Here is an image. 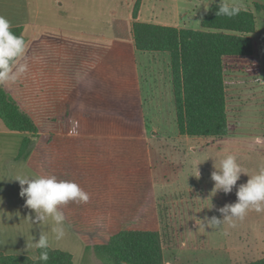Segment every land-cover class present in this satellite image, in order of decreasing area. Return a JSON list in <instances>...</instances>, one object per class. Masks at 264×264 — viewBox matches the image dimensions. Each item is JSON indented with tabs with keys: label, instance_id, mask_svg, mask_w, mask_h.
Segmentation results:
<instances>
[{
	"label": "rangeland",
	"instance_id": "1",
	"mask_svg": "<svg viewBox=\"0 0 264 264\" xmlns=\"http://www.w3.org/2000/svg\"><path fill=\"white\" fill-rule=\"evenodd\" d=\"M218 3L236 5L255 17L254 32L250 34L252 53L227 56L222 61L225 135L189 136L178 132L175 107L166 99L167 85L159 82L166 81L163 72L157 85L152 86L160 87L155 93L157 98L151 101L153 106L142 108L92 107L93 102L86 100L95 95V89L91 88L94 83L90 84L89 79L86 84L82 83L80 75L66 96L60 97L50 115H42L43 126L37 135L9 131L0 120V148H6L0 151V180L4 176L2 159L5 156L9 162L10 157L26 158L30 147L60 148L70 154L66 158H81L78 166L82 169L93 174L103 171L98 186L102 197L117 189L123 198L130 196L131 200V194L144 188L145 201L133 203L132 217L139 226H143L146 218V226L154 227L159 233L163 264H195L196 258L201 264H248L264 257V212L249 211L234 227L227 222L216 228L199 227L205 217L222 218L217 209L237 199L234 187L231 193L218 191L209 200L214 168L212 158L206 157L212 156L218 162L225 154H235L249 174L264 165V145L253 146L254 137H264V0H7L4 17L11 25L19 23L27 48L48 37L80 58L82 44L105 50L104 57L117 43H120L118 52L126 50L123 42L132 40L135 21L200 29L208 10L204 7ZM72 62L70 65H78L75 60ZM79 64L82 67V63ZM125 76L129 78L128 74ZM116 92L121 93L118 89ZM83 100L85 106H82ZM140 110L141 117L137 115ZM110 113L113 116L108 117ZM100 134L111 136L101 137ZM27 139H31L32 145ZM15 148H20L19 154L13 156ZM39 163L46 173L51 171V166ZM127 164H132V170L120 173L117 183L110 175V167ZM197 170L199 178L194 176ZM20 173L29 174L25 168ZM247 179L242 174L237 185ZM133 181L136 186L140 185L134 191L130 185ZM19 192L20 185L14 179H7L5 185L0 186L2 254L35 258L34 242L42 232L48 235L50 248L72 255L73 264H114L83 241L84 250H81L79 241L66 227L65 236L56 240L50 225L42 228L32 225L28 217L34 213L25 207ZM210 202L211 209L206 207ZM3 213L12 215L5 219ZM107 234L96 233L100 238Z\"/></svg>",
	"mask_w": 264,
	"mask_h": 264
},
{
	"label": "trees",
	"instance_id": "2",
	"mask_svg": "<svg viewBox=\"0 0 264 264\" xmlns=\"http://www.w3.org/2000/svg\"><path fill=\"white\" fill-rule=\"evenodd\" d=\"M216 10L217 4L209 6L200 29L133 23L138 50L170 54L176 125L182 135L218 137L227 133L222 61L227 56L252 53L253 13L240 8L238 15L229 18L216 16ZM19 27L12 26V31L23 36ZM64 47L48 37L29 45L20 61L28 64V71L14 83L0 84V120L7 130L37 135L43 126L42 115H50L60 97L66 96L80 75L83 77L100 57L97 50L82 46L80 58ZM74 60L78 65H70ZM26 142L32 145L31 139ZM66 156L70 157V154L65 150L51 152L42 154L41 161L51 166L49 174L63 171L65 180L74 181L89 194L87 203L69 202L61 207L66 223L84 244L114 264H163L159 233L154 227L146 226V218L143 226L133 221V203L145 201L144 188L131 194V200L130 196L123 198L117 189L102 197L98 186L103 171L97 170L93 174L78 166L77 159L75 162L72 158L64 161ZM127 170H132V164L114 165L110 167V175L119 183V174ZM114 182L111 181L113 186ZM130 185L133 191L140 186L134 181ZM98 231L108 234L100 238L96 235ZM45 251L46 261L41 259ZM35 253V258H31L0 252V264H73L72 255L60 249L36 247ZM248 264H264V257Z\"/></svg>",
	"mask_w": 264,
	"mask_h": 264
},
{
	"label": "clouds",
	"instance_id": "3",
	"mask_svg": "<svg viewBox=\"0 0 264 264\" xmlns=\"http://www.w3.org/2000/svg\"><path fill=\"white\" fill-rule=\"evenodd\" d=\"M204 8L207 10L209 7ZM239 12L240 8L236 5L218 3L215 14L231 18L238 15ZM26 49L27 44L24 37L16 35L12 31L11 22L6 17L0 16V84L14 83L28 71V64L20 62L25 57ZM259 145H264V137L256 136L253 138V146ZM207 158H212L214 168L210 176L214 184L209 194V200L218 191L225 194L231 193L234 187L237 199L235 202L227 203L217 209L222 218L205 217L199 227L205 228L207 225L210 228H216L223 222L234 227L235 222L243 220L249 211L264 212V165L249 174L235 154H225L218 158V162L212 156L205 159ZM242 174L246 175L248 179L237 185ZM194 176L199 178L198 170ZM11 179L19 183V195L24 198L25 207L34 213V216L28 217L30 223L40 228L50 225L56 240L62 239L66 234L65 216L61 207L69 202L87 203L89 200V194L77 183L58 179L55 175L20 173ZM2 202V197H0V203ZM206 207L211 209L213 205L210 202ZM2 212L3 210L0 209V213ZM11 215L3 213L5 219L10 218ZM0 222L3 221L0 220ZM34 244L39 249H47L49 247L48 235L40 232L39 239ZM41 259L45 261L48 259L46 251L42 253Z\"/></svg>",
	"mask_w": 264,
	"mask_h": 264
},
{
	"label": "crops",
	"instance_id": "4",
	"mask_svg": "<svg viewBox=\"0 0 264 264\" xmlns=\"http://www.w3.org/2000/svg\"><path fill=\"white\" fill-rule=\"evenodd\" d=\"M0 11L3 14V15L0 14V16H5V13L7 12V0H0ZM11 26H20V25L19 23H17L16 25L14 24ZM131 39L132 40L130 41L123 42V44L127 45L125 51H123L122 53L118 52V47L120 43H117L118 45L115 48L113 46L109 48L108 53L104 57L102 54L103 52H105V50L82 44V46L85 47V49L86 48L94 49L101 52L99 59L90 67V69L86 73H84L82 77V83L84 82L86 84L87 79H89L90 84L93 81L94 87L91 86V88H94L95 89L94 91H96L92 99H87L86 101L91 100L93 102L92 107L102 106L110 109H114L116 106H120V105H126L128 107H136V108H142V106L145 105L152 107L153 104L151 101L157 98L155 93H157V89L159 92V88H160L158 86L155 89L152 86L157 85L156 82L159 81L160 72H163L164 76L166 77V81H164L163 79L160 80L159 82L166 83L167 85V89H165L167 93L166 99L170 104L174 105L170 54L167 51L138 50L134 42V36ZM97 51L96 54L98 53ZM116 70L120 72L122 78H120ZM127 74L129 78L127 77L126 79L125 75ZM121 85L122 87L118 88ZM84 89H85V85H84ZM117 89L121 93L116 92ZM126 100H127V104H125ZM120 101L123 103H121ZM82 103H83L82 106L83 105L85 106L84 100L82 101ZM137 115L140 117L143 116L141 110L140 112L139 111L137 112ZM107 116L108 117L113 116V114L110 113ZM110 121L112 120H109V122ZM100 136L110 137L111 135L100 134ZM4 149L6 148L5 147L0 148V151L2 150L1 152H3ZM19 149L20 148H15L16 151H14L12 155L13 156L18 155ZM62 150L55 149L52 147L35 146L30 149L26 158L22 157L18 159L16 157L14 158L10 157L8 162L5 156L2 159L5 165L3 167L4 176L2 178L3 180H0V186H4L5 181L7 179L11 180L14 174L15 173L18 174V172L19 171L21 172L23 168L27 169L29 174L49 175L48 172L46 173L45 170L42 169V166L39 163L42 160L41 155L51 152L60 153V151ZM35 155L36 158H33V156ZM77 159L78 162L82 161L81 158H77ZM66 160H70V158H65L64 161ZM73 161L75 162V158L73 159ZM54 175L61 180H65L66 178V174H64L63 171H60L59 173ZM9 184H11V181L9 182ZM65 227L66 229H68L69 233L72 232V234L74 235L73 237H76V239L79 241L80 249L84 250V244L82 243L81 238L69 227L66 221H65ZM204 249L207 250V248ZM207 257L208 256H206V258ZM196 259L199 261L198 258ZM198 261L195 264H201V262L198 263ZM205 263L207 262L205 261Z\"/></svg>",
	"mask_w": 264,
	"mask_h": 264
}]
</instances>
